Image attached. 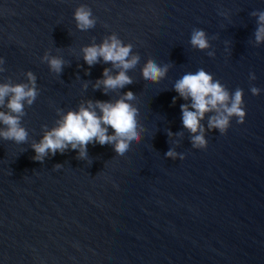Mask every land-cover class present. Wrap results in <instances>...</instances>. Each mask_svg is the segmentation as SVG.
I'll use <instances>...</instances> for the list:
<instances>
[{
	"label": "water",
	"instance_id": "obj_1",
	"mask_svg": "<svg viewBox=\"0 0 264 264\" xmlns=\"http://www.w3.org/2000/svg\"><path fill=\"white\" fill-rule=\"evenodd\" d=\"M82 5L97 21L87 31L74 19ZM262 11L264 0H0V83H28L31 71L39 92L22 118L28 142L0 138V264H264V44L252 15ZM194 29L215 57L191 46ZM112 35L141 60L127 73L133 84L105 95L97 81L120 69L102 59L89 68L82 49ZM45 53L64 59L61 74ZM149 59L170 66L158 85L142 77ZM201 68L230 93L242 89L247 113L227 135L208 131L206 150L193 148L181 112L191 102L173 89ZM128 91L144 132L126 158L97 143L85 160L71 146L33 159L32 144L62 115Z\"/></svg>",
	"mask_w": 264,
	"mask_h": 264
},
{
	"label": "clouds",
	"instance_id": "obj_2",
	"mask_svg": "<svg viewBox=\"0 0 264 264\" xmlns=\"http://www.w3.org/2000/svg\"><path fill=\"white\" fill-rule=\"evenodd\" d=\"M257 19V28L254 33L255 44H264V11L253 12ZM74 19L80 31H87L96 26V19L93 17L91 8L82 5L75 10ZM190 44L194 49L207 52L210 57H215V52L211 51V44L205 31L194 29L191 34ZM84 62L91 68L102 59L106 64H112L114 68L120 69L115 76L110 75V69L104 70V79L97 81L96 88L103 85L105 95L107 90L123 89L127 85L134 83L127 74L129 70L137 67L141 57L133 54V45H125L116 35L106 39L101 45H92L82 49ZM42 60L47 62L52 72L61 74L65 67V61L61 57L51 56L45 53ZM5 61L0 59V65ZM6 71L0 67V73ZM170 66L157 64L149 59L142 68V77L150 84H160L169 74ZM28 83H0V138L5 141H13L16 144L28 142V131L22 127V118L26 115L25 105L31 107L36 101L39 92L37 90V77L29 71L27 73ZM251 80H255V74H251ZM85 87H87L85 85ZM179 97L189 104L181 105L182 124L184 129L191 133V143L193 148L206 150L208 141L206 133L217 131L222 135H227L231 126V121L235 118L243 125L246 122L247 113L244 103V92L237 88L234 94L212 75L204 69H199L195 73H186L178 79L173 87ZM253 95L259 96L260 89L251 87ZM137 97L132 91L126 92L120 99L112 102L92 101L87 102V107L83 104L79 111H68L57 121V127L46 131L39 143H33L32 149L35 152L33 159L43 163L44 159L51 154L55 156L57 152L64 154L69 150L79 152L78 159L88 158L87 146L89 144L113 145L115 153L120 157H127L135 145L143 141L144 128L140 121L141 113L131 101ZM173 98V103H175ZM97 109L99 112H97ZM206 121V126L205 122ZM46 127V126H45ZM109 129L113 130L112 135ZM168 136L173 134L168 131ZM178 135H183L179 133ZM166 156L172 160H183V154H177L174 150H169ZM62 165L57 164L56 169Z\"/></svg>",
	"mask_w": 264,
	"mask_h": 264
}]
</instances>
